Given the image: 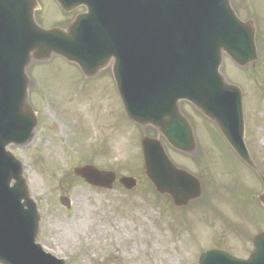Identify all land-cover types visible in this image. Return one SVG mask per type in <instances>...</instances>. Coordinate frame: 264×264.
<instances>
[{
    "label": "water",
    "instance_id": "1",
    "mask_svg": "<svg viewBox=\"0 0 264 264\" xmlns=\"http://www.w3.org/2000/svg\"><path fill=\"white\" fill-rule=\"evenodd\" d=\"M73 1V0H72ZM88 12L67 28L42 29L34 18L36 0H0V264H66L36 244L40 215L30 199L23 168L6 148L28 145L37 127L29 105L34 61L60 56L92 78L112 63L128 118L159 131L172 148L196 150L193 128L181 112L188 101L212 121L249 167L258 171L245 144L242 91L220 73L224 56L246 68L258 60L254 20L241 21L231 0H87ZM71 12L79 5L57 0ZM145 177L156 192L185 208L202 197L201 183L178 169L159 139L142 138ZM88 185L111 190L113 172L93 166L74 169ZM264 187V177L259 173ZM15 181L14 186H11ZM119 183L127 190L132 177ZM70 208V200L61 198ZM264 207V192L259 196ZM249 260L212 250L200 264H264V233Z\"/></svg>",
    "mask_w": 264,
    "mask_h": 264
},
{
    "label": "rangeland",
    "instance_id": "2",
    "mask_svg": "<svg viewBox=\"0 0 264 264\" xmlns=\"http://www.w3.org/2000/svg\"><path fill=\"white\" fill-rule=\"evenodd\" d=\"M40 2L44 27L73 18L54 0ZM232 2L243 20L252 16L257 22L259 61L242 70L226 58L222 73L244 92L246 144L264 174V0ZM29 76V102L39 125L31 144L10 151L22 162L38 206V242L46 252L67 264H199L210 249L250 256L253 238L264 232V209L257 204L261 183L191 106L182 109L195 126L199 159L166 150L177 165L200 176L206 189L202 202L178 210L143 176L141 137L158 133L126 118L111 75L86 79L77 66L54 57L33 64ZM86 164L136 177L138 186L93 189L72 172ZM61 196L71 200L70 209L61 205Z\"/></svg>",
    "mask_w": 264,
    "mask_h": 264
},
{
    "label": "flooded vegetation",
    "instance_id": "3",
    "mask_svg": "<svg viewBox=\"0 0 264 264\" xmlns=\"http://www.w3.org/2000/svg\"><path fill=\"white\" fill-rule=\"evenodd\" d=\"M199 155V153L197 154V156Z\"/></svg>",
    "mask_w": 264,
    "mask_h": 264
}]
</instances>
